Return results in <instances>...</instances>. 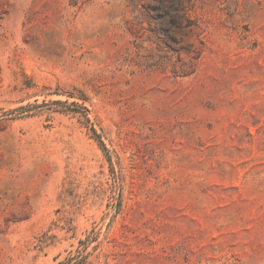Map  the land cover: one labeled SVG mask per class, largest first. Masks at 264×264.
<instances>
[{
  "label": "rangeland",
  "instance_id": "374dc122",
  "mask_svg": "<svg viewBox=\"0 0 264 264\" xmlns=\"http://www.w3.org/2000/svg\"><path fill=\"white\" fill-rule=\"evenodd\" d=\"M178 1L0 0V264H264V0Z\"/></svg>",
  "mask_w": 264,
  "mask_h": 264
},
{
  "label": "trees",
  "instance_id": "16d2710c",
  "mask_svg": "<svg viewBox=\"0 0 264 264\" xmlns=\"http://www.w3.org/2000/svg\"><path fill=\"white\" fill-rule=\"evenodd\" d=\"M175 3L176 4H179V1L178 0H175ZM176 10H178V8ZM99 144L103 147V145L100 142H99Z\"/></svg>",
  "mask_w": 264,
  "mask_h": 264
}]
</instances>
